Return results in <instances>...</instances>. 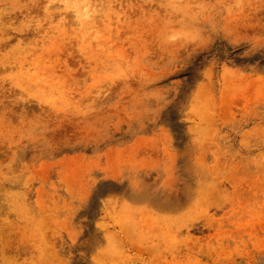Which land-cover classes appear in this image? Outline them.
Masks as SVG:
<instances>
[{
  "label": "rangeland",
  "instance_id": "obj_1",
  "mask_svg": "<svg viewBox=\"0 0 264 264\" xmlns=\"http://www.w3.org/2000/svg\"><path fill=\"white\" fill-rule=\"evenodd\" d=\"M0 264H264V0H0Z\"/></svg>",
  "mask_w": 264,
  "mask_h": 264
}]
</instances>
